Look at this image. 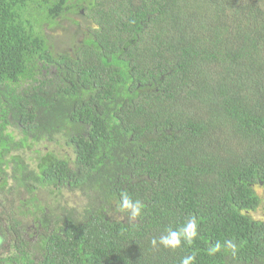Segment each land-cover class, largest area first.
<instances>
[{"label":"trees","instance_id":"1","mask_svg":"<svg viewBox=\"0 0 264 264\" xmlns=\"http://www.w3.org/2000/svg\"><path fill=\"white\" fill-rule=\"evenodd\" d=\"M261 204L264 0H0V264H264Z\"/></svg>","mask_w":264,"mask_h":264},{"label":"rangeland","instance_id":"2","mask_svg":"<svg viewBox=\"0 0 264 264\" xmlns=\"http://www.w3.org/2000/svg\"><path fill=\"white\" fill-rule=\"evenodd\" d=\"M76 19H78V25L73 24V23H61L62 27L53 28L50 32V37L52 38L53 41H55V44L57 45V48L62 51L68 50L71 46L76 44L77 42L80 41V39L84 35V31H86V22L84 21L83 18L79 16H74ZM56 29V30H55ZM41 149H52L55 151L57 155H65L72 156V151L69 148L62 147L61 144L58 146L54 142H50L47 139L42 140V145ZM262 191V188L258 187L257 192L260 193ZM36 195L40 197V200L43 201L44 205H48L51 207V209H58L60 206L64 204V202H68L71 204H74L75 206H79L82 204L87 203L89 200L86 198V196H96L95 191L88 190L86 194L84 191L80 189L76 190H62L60 194H56L55 190L52 192L47 189L46 187H38L36 189ZM21 197H26L25 193L22 194H15V198H21ZM60 205V206H59ZM29 207V206H28ZM24 210H27V208H23ZM253 218L256 219H263L264 218V208L263 204L259 205V207L252 211L251 213ZM21 219L26 223V231L25 235L31 233L33 224L30 216H24L21 217ZM1 225V224H0ZM3 227V226H2ZM5 243V240H0V246ZM6 245V244H5Z\"/></svg>","mask_w":264,"mask_h":264},{"label":"clouds","instance_id":"3","mask_svg":"<svg viewBox=\"0 0 264 264\" xmlns=\"http://www.w3.org/2000/svg\"><path fill=\"white\" fill-rule=\"evenodd\" d=\"M122 208L124 210L129 211L130 215L132 217H138L141 215V211L143 208V205L141 204V202L139 200L133 201L132 198L127 194L124 193L122 195V204H121ZM194 229V224H189L188 225V231H192ZM194 234V232H193ZM180 233L176 232V231H171L168 230V234L167 235H161L159 238V244L163 245L164 247H176L179 244V237ZM152 244L155 246L157 244V240L153 239L152 240ZM219 247V245H217V248ZM229 247H233L230 243H229ZM190 257H186L182 260V264H189L190 261Z\"/></svg>","mask_w":264,"mask_h":264},{"label":"flooded vegetation","instance_id":"4","mask_svg":"<svg viewBox=\"0 0 264 264\" xmlns=\"http://www.w3.org/2000/svg\"><path fill=\"white\" fill-rule=\"evenodd\" d=\"M80 12L82 13L83 10L81 9ZM73 19H74V24L78 25V19H75V18H73ZM82 39H83V38H81L80 40H82ZM72 50H73V46H71V47H70L68 50H66V51L70 52V54L72 55ZM70 164H71V163H70ZM22 200H23V202H24L25 198H22ZM0 208H1V205H0ZM0 248H2V247H0Z\"/></svg>","mask_w":264,"mask_h":264}]
</instances>
